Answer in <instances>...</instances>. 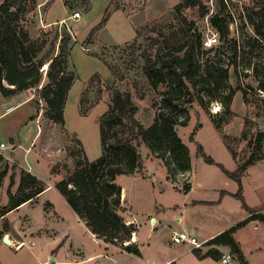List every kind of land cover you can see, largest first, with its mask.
<instances>
[{
  "label": "rangeland",
  "instance_id": "rangeland-1",
  "mask_svg": "<svg viewBox=\"0 0 264 264\" xmlns=\"http://www.w3.org/2000/svg\"><path fill=\"white\" fill-rule=\"evenodd\" d=\"M3 1L0 0V3ZM232 1L237 3L239 8L233 6L230 8L229 3L230 11L233 13V20L229 26L230 33L225 40L219 39L216 45L219 48L215 52L202 58L209 56L219 65L226 66L233 61L237 46L239 68L235 70L233 64L230 66L228 84L232 87L240 85L246 89L247 100H244L241 90L236 91L231 104L232 112L228 116L223 113V104L219 101H212L207 106L194 101L187 125L177 126L179 136L190 150L192 168L189 174L190 181L198 187L191 199L210 198L215 192L219 195L223 189L232 190L236 194L237 184L228 180L217 164L224 165L228 170H234L236 167L224 137L227 136V141L234 149L239 163H244L252 153L250 142L255 141L258 135L264 132V108L261 101L264 98L262 80L264 77L261 74L264 73V46L253 41L256 35L252 26L241 15V8L251 4L252 0ZM179 2L180 0H88L85 9L70 11L63 0H35V5L34 0H26L29 11L23 23L34 39L47 40L42 55L50 51L56 55L63 49L66 70L75 72L76 77L68 93L63 123L50 120L43 114L47 104L40 97V91L48 81V64L40 69L43 77L38 87L26 89L11 97L3 96L0 91V130L6 144L9 145L8 149L3 150L4 159L1 162L3 168L7 167V175L0 186V208L8 203V190L16 192L23 173L31 172L30 165L35 168L46 185L52 187L22 210H13L0 217L1 238L2 235H6L5 230H9L11 237L19 235L22 242H26L17 255L4 242L0 246V264H41V260L42 262L49 260L45 264H76L72 262L81 261L86 257L85 252L90 250L95 252V255L100 254L101 257L107 258L121 253L125 255L126 251L120 246L106 243L104 239L98 237L88 227L86 221L72 209L80 220L75 217L66 197L56 188V183L75 173L76 159H82L84 154L90 161L101 155L99 121L109 107L113 87L129 90L138 105L136 117L145 127L153 123L158 111L152 108L151 96L141 99L133 84L141 78L138 69L143 60H136L140 50L135 51L129 46L136 39L138 31H142L146 24L157 20L169 22L175 20L174 7ZM204 2L210 10L208 15L202 16L197 7L184 10V14L195 20L199 30L206 36L209 27L217 31L210 24L208 16L219 9V0ZM75 12L79 13L78 17H74ZM105 18L107 20L103 22ZM51 43L55 44L54 48L51 47ZM142 43L143 46L147 45V41ZM108 64L118 66L119 77L124 74L126 78L116 77ZM254 67L261 71L259 77L254 74ZM3 84L10 88L15 87L5 78ZM4 112L6 114L2 115ZM214 115L217 121L224 120L221 128L216 127ZM17 142H21V145L15 149L17 154L13 155L11 151ZM139 143L143 169L144 165L148 169L146 178L155 183L162 181L168 190L165 193V200L181 204L184 192L176 190L173 184L183 185V182L170 172L162 158L158 157L145 142ZM199 143L216 163H209L199 156ZM261 154L264 155V143ZM142 172L144 173V170ZM150 172H153V175H149ZM117 182L129 187L134 185L130 174L119 175ZM203 186H208L207 190ZM70 187H73L72 184ZM246 193L248 203L255 204L256 199L249 185ZM220 206L199 208L191 212L195 217L200 211L199 219L204 222L208 233L213 232L218 222L226 219L224 217L234 215V218H239L246 212L241 200L234 194L226 196ZM174 208L167 212L171 220L181 211V207ZM176 211L178 212L175 213ZM81 220L90 229L89 232ZM258 225L262 226L255 228V223L248 221L238 227L234 234L242 258H238V254L233 253L229 246L218 247L220 252L232 253L234 264H264V224ZM142 235L147 239V229L142 230ZM32 240L35 241L34 244ZM179 245L173 246L178 249L177 254L182 253V250L179 251ZM210 247L215 245L210 243L202 251L205 252ZM173 248L160 246L152 249V253L168 255ZM144 249L148 253V248ZM53 256H56L57 261H51ZM117 259L120 263H129L133 261V256H122ZM175 264H222V262L211 256L199 258L196 252H190L179 256Z\"/></svg>",
  "mask_w": 264,
  "mask_h": 264
},
{
  "label": "trees",
  "instance_id": "trees-1",
  "mask_svg": "<svg viewBox=\"0 0 264 264\" xmlns=\"http://www.w3.org/2000/svg\"><path fill=\"white\" fill-rule=\"evenodd\" d=\"M25 2L26 0H4L0 3V91L3 96L11 97L26 89L38 87L43 77L40 69L48 64V81L40 91V97L47 104L43 114L50 120L63 123L68 93L76 74L66 70L63 49L56 55L51 51L42 55L47 40L34 39L23 23L29 11ZM63 2L68 10L75 11L79 8L85 9L88 0ZM229 3L230 8H239L232 0ZM196 7L200 9L202 16L210 13L204 0H180L174 7L175 20H157L146 24L129 46L135 51L140 50L136 60H143L138 69L141 78L133 84L141 99L151 96L152 108L158 111L153 123L145 127L136 117L138 105L129 90L113 87L109 107L99 121L101 155L90 161L84 154L82 159H76L75 173L56 183V188L66 197L72 209L86 221L98 237L136 256L142 255L139 246L135 242H126L132 240L137 226L134 223L128 224L121 215L122 188L116 179L119 175L134 174L143 169L139 142H145L162 158L173 175L189 172L190 150L179 136L177 126L187 125L194 101H198L202 106L219 101L223 104V113L228 116L232 112L231 104L236 91L241 90L244 100H247L246 89L240 85L232 87L228 84L230 66L233 64L235 70L239 68L237 46L233 61L226 66L219 65L209 56L202 58L219 47L205 48V35L199 30L195 20L185 16L184 10ZM218 7L219 9L208 17L212 27L218 31L220 40H225L230 33L233 13L225 0H219ZM241 15L252 26L256 35L253 41L264 46V0H252L251 4L244 5ZM106 20L107 18L103 22ZM145 41L147 45L143 46L142 42ZM233 41L235 44V39ZM51 47L54 48L55 44L51 43ZM108 66L116 77L126 78L124 74L119 77L118 66ZM253 69L254 74L259 77L261 71L255 67ZM261 74L264 77V73ZM4 78L15 87L5 86ZM261 101L264 108V98ZM213 118L216 127L221 128L224 120L217 121L215 115ZM194 135L195 131L192 132V136ZM224 138L237 162V169L230 171L224 165L217 164L229 178L237 182L239 189L235 196L251 214L211 239L210 243L215 247L205 252L194 249L199 258L211 256L220 259L221 252L217 248L220 246H229L233 253L238 254V258H242L234 233L238 227L252 219L264 221L263 214L257 213V210L246 204L242 184V176L247 166L264 158L261 154L264 132H261L255 141L250 142L252 153L244 163H239L227 136ZM198 147L199 156L209 163H216L202 145L199 144ZM3 159L4 155L0 153V186L7 175V167L3 168L1 165ZM71 184L73 187H70ZM47 187L46 182L37 175L31 172L23 173L17 191L8 190V203L0 208V217L18 209L23 203L33 201Z\"/></svg>",
  "mask_w": 264,
  "mask_h": 264
},
{
  "label": "crops",
  "instance_id": "crops-1",
  "mask_svg": "<svg viewBox=\"0 0 264 264\" xmlns=\"http://www.w3.org/2000/svg\"><path fill=\"white\" fill-rule=\"evenodd\" d=\"M4 114L6 113L4 112L2 115ZM0 140L6 142V140L2 137L1 130H0ZM199 144L202 145L201 143ZM18 145H21V142H17L14 144V147L12 148V151H11L13 155L17 154V151H15V149L18 147ZM235 163H236L235 169L230 170V171H235L237 169V162L235 161ZM29 168H30L31 173L39 176V174L36 173L35 168L32 165H30ZM143 170H144V173L142 172ZM147 171L148 169H146L144 165V169H142L140 172L130 174V178H132V181L134 182L133 186L129 187L124 184H119L117 182L122 188L121 189V199H122L121 215L124 217L125 221L128 224L134 223L137 226V230L132 237V241L138 244L142 255L136 256L132 253L125 252L124 253L125 255H122L121 253L120 255H115V256H112L111 258H107L105 256L101 257L100 254L95 255L94 254L95 252H92L90 250L88 252H85L86 257H84L81 261L72 262V263H76V264H119L120 262L118 261L117 257L130 255V256H133L132 262L120 263V264H166L169 262L171 264H175L179 256L190 253V252H195L194 250L190 249V245L188 246V244L179 245V243H173L171 240V236L175 232L189 231L190 232L189 234L197 237L199 240H203V239L211 240L218 234L222 233L223 231L228 230L229 228L235 226L237 223L248 218L251 214V213H248V211L243 206L244 209L246 210L245 214H242V216H240L239 218H234V215L229 217L228 215V217H224L226 219L223 221L218 222L217 220L218 224L215 230L211 233H208L205 230V227L203 224L204 222H202L199 219L200 211H198L199 215H196L195 217L193 216V213L191 211L198 210L199 208L208 209V208H213V207H219L224 202L226 196H228L229 194H234L235 196V192H233L232 190L223 189L221 190V193L219 195H218V192H215V194L212 195L210 198L191 199L192 195L198 189V187H196V185L190 181L189 174L192 171V168H191L189 172L177 175L178 179H180V181L183 182V185H181V183L173 184V187L176 188V190H179L180 192L181 191L184 192L183 200L181 204H179L178 202H168L164 198L165 193L168 192L167 185L165 186L162 183V181H159L158 183L150 181V179L146 178ZM149 175H153V172H150ZM227 179L237 184L236 181L229 178L228 176H227ZM242 184H243V197L248 207L257 210V213H263L264 212V158L247 166L242 176ZM248 185L253 191V195L256 199V202L253 205L248 203L249 200H248V196L246 193V188ZM203 187L206 190L208 188V186H203ZM50 189H52V187H47L46 190L42 192L36 199H39L41 196L47 193ZM238 189H239V186H238ZM157 193H160V194L157 195ZM33 201H35V199ZM33 201H28L26 203H23L16 210H22L25 206L31 204V202ZM189 206L191 207L189 208ZM174 207H181V211L179 212V214H177L173 218V220H171L167 212L169 209H172ZM69 208L72 210L70 206ZM72 212L75 215V217L78 220H80L79 216L73 210ZM177 212L178 211H176L175 213ZM81 221L83 222V224L85 225L86 229L89 232L90 229L87 227L85 222L83 220ZM250 222L255 223L256 225L255 228H259L260 226H262V225H258L260 223L264 224V221L260 219H252L250 220ZM144 229H147L148 231L147 239H144L142 235V230ZM196 231H200V232L197 233ZM5 233L8 235V238L10 241L9 243H6V244L11 248L14 254L17 255L22 250V248L26 245V242L23 241L24 244L19 246V244L23 243L19 235L18 236L13 235L11 237L9 234L10 233L9 230H5ZM3 237L4 235H2V238L0 237V246L4 244ZM32 243L34 244L35 241L32 240ZM100 244L101 243H99V245ZM178 245L180 246L179 251L182 250L181 254H177L178 249L173 248V246L176 247ZM160 246L168 247L169 249L172 247L173 248L172 252L169 253L168 255L153 254L152 249H155L156 247H160ZM145 247L148 248V253L145 252V249H144ZM149 250L151 251L149 252ZM114 252L117 253V251H114ZM53 257L55 258L54 261H57L56 256H53ZM48 261L49 260L42 262L41 260L40 263L45 264ZM61 262H65V261L61 260Z\"/></svg>",
  "mask_w": 264,
  "mask_h": 264
},
{
  "label": "built area",
  "instance_id": "built-area-1",
  "mask_svg": "<svg viewBox=\"0 0 264 264\" xmlns=\"http://www.w3.org/2000/svg\"><path fill=\"white\" fill-rule=\"evenodd\" d=\"M225 2L229 5V1L225 0ZM79 13L75 12L74 13V17H78ZM219 33L217 31H214L211 27H209V31L207 32L205 39H204V46L205 48H211L217 45V43L219 42ZM9 145L6 144V142L1 141L0 140V153L3 154V150L4 149H8ZM264 215V212L261 213ZM134 235V234H133ZM171 240L173 243H183V244H188L190 245V249L194 250V249H205L207 246H209L210 241L209 239H203V240H199L197 237L187 233V232H175L172 236H171ZM133 242L131 241H127L126 244ZM24 242L22 244H19V246L23 245ZM233 254L227 251H223L221 252V256H220V260L222 262V264H234V259H233ZM166 264H171L166 263Z\"/></svg>",
  "mask_w": 264,
  "mask_h": 264
},
{
  "label": "water",
  "instance_id": "water-1",
  "mask_svg": "<svg viewBox=\"0 0 264 264\" xmlns=\"http://www.w3.org/2000/svg\"><path fill=\"white\" fill-rule=\"evenodd\" d=\"M3 240H4L5 243H9V242H10L7 234L4 235ZM54 260H55V258L52 257V258H51V261H54Z\"/></svg>",
  "mask_w": 264,
  "mask_h": 264
},
{
  "label": "bare ground",
  "instance_id": "bare-ground-1",
  "mask_svg": "<svg viewBox=\"0 0 264 264\" xmlns=\"http://www.w3.org/2000/svg\"><path fill=\"white\" fill-rule=\"evenodd\" d=\"M46 69H47V66H46Z\"/></svg>",
  "mask_w": 264,
  "mask_h": 264
}]
</instances>
